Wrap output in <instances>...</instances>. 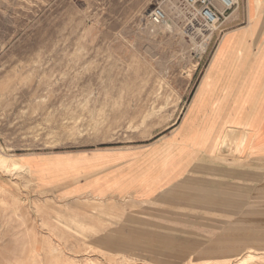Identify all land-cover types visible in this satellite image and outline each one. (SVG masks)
<instances>
[{"label":"rangeland","instance_id":"1","mask_svg":"<svg viewBox=\"0 0 264 264\" xmlns=\"http://www.w3.org/2000/svg\"><path fill=\"white\" fill-rule=\"evenodd\" d=\"M167 1L0 0V264H264V156L245 153L241 105L217 124L222 106L209 102L223 71L247 63L228 55L236 39L217 45L237 5L206 38ZM156 3L159 25L147 18ZM180 120L161 165L186 146L204 153L149 200L66 199L72 175L41 181L30 163L141 148ZM156 239L175 249L145 244Z\"/></svg>","mask_w":264,"mask_h":264},{"label":"crops","instance_id":"2","mask_svg":"<svg viewBox=\"0 0 264 264\" xmlns=\"http://www.w3.org/2000/svg\"><path fill=\"white\" fill-rule=\"evenodd\" d=\"M232 39L237 40L239 47L230 49L231 53L228 55L247 58V63L223 71L221 81L216 86L210 87L215 91L209 102L222 106L217 124L223 118L228 105L234 103L242 106L237 117L252 122L249 132L250 150L247 149L245 153H251L252 157L256 158L257 155L264 156V0H241L240 4L237 3V7L231 12L227 21V29L220 36L217 45L223 40L229 42ZM255 58L257 60L254 63ZM202 77L192 98L200 86ZM181 122L182 120L168 134L155 138L141 148L126 147L81 152L75 154L72 161H65L64 158H58L56 161L32 158L30 163L34 168L44 170L39 176L41 181L53 177L54 174L60 177L72 175L73 183L60 190V194L66 199L90 195L95 198L133 197L149 200L161 195L183 178L190 170V162L196 158L195 155L204 153V149L186 146L180 153L168 158L169 162L165 166L161 165L165 159L160 156V150L175 143L172 137ZM205 125H208V119L202 122V130ZM240 133L238 131L236 134L239 136L242 134ZM186 157L189 159L187 165H185ZM70 180L58 181L55 184ZM135 237L134 242H130L131 240L123 242L124 251L132 250L130 243L143 246L144 241L141 240L143 238L138 235ZM145 244L148 247L155 245L161 249H175L169 240L156 239L145 241Z\"/></svg>","mask_w":264,"mask_h":264},{"label":"built area","instance_id":"3","mask_svg":"<svg viewBox=\"0 0 264 264\" xmlns=\"http://www.w3.org/2000/svg\"><path fill=\"white\" fill-rule=\"evenodd\" d=\"M204 25L217 23L224 13L237 5V0H179ZM153 25L161 24L166 18L162 3H156L147 15Z\"/></svg>","mask_w":264,"mask_h":264},{"label":"bare ground","instance_id":"4","mask_svg":"<svg viewBox=\"0 0 264 264\" xmlns=\"http://www.w3.org/2000/svg\"><path fill=\"white\" fill-rule=\"evenodd\" d=\"M167 2H169V4H170L172 1L169 0V1H167ZM173 2H174V1H173ZM237 2H238V0H237ZM171 4H173V3H171ZM177 9H178V6H177V5H170V7H169V11H170V12H172V11H177ZM190 13H191V12H190ZM192 15H193V14H192ZM209 25H211V24H209ZM201 26H203L202 28H204V32H202L200 29H197L198 32H200L202 36H206V38H209L210 35L212 34L213 30L215 29L214 24L211 25V26H207V25H201ZM205 41H206V40H203V41L201 42V44L199 45L201 50H204V49L206 48V42H205Z\"/></svg>","mask_w":264,"mask_h":264}]
</instances>
